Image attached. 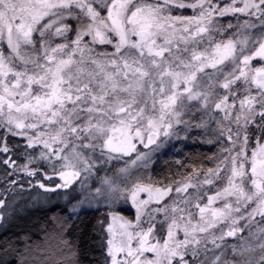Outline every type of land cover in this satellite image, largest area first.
I'll list each match as a JSON object with an SVG mask.
<instances>
[{
	"label": "snow or ice",
	"instance_id": "1",
	"mask_svg": "<svg viewBox=\"0 0 264 264\" xmlns=\"http://www.w3.org/2000/svg\"><path fill=\"white\" fill-rule=\"evenodd\" d=\"M93 246L264 264V0H0V264Z\"/></svg>",
	"mask_w": 264,
	"mask_h": 264
},
{
	"label": "trees",
	"instance_id": "2",
	"mask_svg": "<svg viewBox=\"0 0 264 264\" xmlns=\"http://www.w3.org/2000/svg\"><path fill=\"white\" fill-rule=\"evenodd\" d=\"M205 153H207V147H198L196 149L189 151L188 155L199 157ZM174 159L175 160H182V159H184V157L180 156L178 153L174 156H169V157L165 158V162L159 168L155 169V171L156 172L165 171L169 167L171 161H173ZM175 170L176 169L173 168V171H175ZM182 170L183 169H179V171H182ZM33 191H35V190H33ZM27 196H28V194L25 193V200L21 202L22 204L27 203ZM96 215L97 214H91L90 213L86 217V220H88L90 223L94 222L96 219ZM16 225H19V227H17ZM20 227L33 230V232L35 233L34 239L36 238V235H38V233L36 231L38 228V221H37L35 215H29V214L25 213L23 215V217L21 219H18L16 221V224L13 225V231L18 232ZM52 243L55 244V241H52ZM99 255H100V250L93 246V248L89 250V254H86L84 257H82V259L84 260L85 264H90V262L93 260V257L99 256Z\"/></svg>",
	"mask_w": 264,
	"mask_h": 264
},
{
	"label": "rangeland",
	"instance_id": "3",
	"mask_svg": "<svg viewBox=\"0 0 264 264\" xmlns=\"http://www.w3.org/2000/svg\"><path fill=\"white\" fill-rule=\"evenodd\" d=\"M183 171H184V169L181 172H183ZM145 196H146V194H142V198L145 197ZM123 214L128 216V218H130V219L132 218V215H133L132 211H130V210L129 211H125ZM245 235H246V233H245Z\"/></svg>",
	"mask_w": 264,
	"mask_h": 264
}]
</instances>
